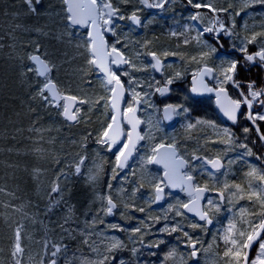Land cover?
<instances>
[{"label": "flooded vegetation", "instance_id": "flooded-vegetation-1", "mask_svg": "<svg viewBox=\"0 0 264 264\" xmlns=\"http://www.w3.org/2000/svg\"><path fill=\"white\" fill-rule=\"evenodd\" d=\"M46 2L54 6L55 12L59 10L60 5L58 0H46ZM149 2L155 3L156 0H149ZM194 2L212 3L216 8H226L229 4L233 5L229 9V13H217L216 15L228 26H231L233 20L235 21V35L228 37L224 36L223 33L220 34L222 37L221 43L224 46L218 47L216 53L205 58L208 66L215 67L222 60L240 58L242 54L238 51V47L241 45L244 36L249 35L252 31H260L264 27V7H255V10L257 8L259 10L254 17H245L243 11L238 16L230 15V13L240 11L241 4L239 0H194ZM117 6L126 18L124 20H114V31L116 34L113 35L111 32L105 33V40L109 45L115 44L121 50L124 57L130 61L129 64H123L122 67L117 68L115 65L111 67L114 72L120 75L121 81L124 83L126 89L125 97L120 105L121 111H123L127 103L133 102L132 93L129 89H134L135 92L140 93L142 102L135 105L137 108L136 116L141 121L137 130L145 136V139L137 143L136 149L128 158L126 166L122 170L116 169L115 171L119 172V175L124 172H130V174L136 175V165L144 163L148 170L152 171L155 175L156 182L154 187L151 184L148 188H144L145 190H149L150 199L148 196L141 197L140 192L135 193V205L139 209L143 208L146 210L147 202L150 201L151 208L162 210L171 203V210L174 213L172 216L173 226H179V228L183 229V231L177 230L173 232L172 237L166 243L168 244L167 251L169 252L174 248L175 255L170 257V260L167 259V262L164 259H157L153 264H223V230L227 227L230 219L234 217L238 218L239 210L242 206L248 208L252 206L247 199L229 197L228 191H234V189L225 191L226 199L223 201L220 200L219 192L224 190L226 183L229 185L236 183L246 185L247 177L245 173L249 170L250 166L264 170V143L259 141L251 122L245 119L244 115H240L238 122L233 124L221 112L216 103L215 93L192 91L193 87H198V85L193 83V74L196 73L195 78L199 79L198 70L203 65L193 61L191 58L195 56L199 60L200 53L202 51H208L204 47L205 41L208 45L217 47L213 33L204 32L202 36H199V33L204 29L202 27L206 28L212 25L214 14L204 8L199 10L192 8L187 4V0H170L163 9L147 8L139 3V0H130L129 3H121L117 0ZM198 11L201 13L199 19H190ZM133 12H136L140 18L141 23L139 25L127 19ZM58 19L60 18L58 17ZM201 21L207 23L205 24ZM87 31V28L79 27L72 30L74 33L73 36L78 35L81 42L86 37ZM172 33H176V35ZM194 37H199V39H194ZM118 39L120 43H116ZM152 39L153 41H151ZM185 40L190 42L185 44ZM146 43H150L152 46ZM259 46V44L249 45V50L255 52ZM82 51L85 55L83 59L85 66L83 65V67L92 68L95 72V77L90 81H95V85H102L103 74L98 69L87 64V53L83 48ZM149 52H155L161 61L159 70L152 67L155 61L148 55ZM165 53L169 54L166 56L164 55ZM77 70L78 73H81L80 67ZM59 72L63 76L65 71L61 70ZM177 73L180 74L179 77H177ZM213 75L218 76V73L214 72ZM70 78L69 81L72 84L82 85L84 82L83 79L78 77H73L71 80ZM250 78H256L255 71ZM130 79L132 81L131 84H129ZM168 79H173V83L170 85L166 84ZM203 79L204 83L209 87L216 85L217 81L210 77L206 76ZM53 81L55 82V80ZM87 84H92V82H88ZM146 85H149V88ZM165 86L168 88V91L163 95L156 91L157 88ZM225 87L228 89L230 96L239 98L238 91L231 84L225 85ZM102 92H105V96L107 94L108 96L111 95L104 88ZM168 105L176 106L177 112H171L170 118L165 119L163 110ZM259 110L258 106L253 109V111ZM247 111L246 107L241 108V113L246 115ZM101 113L104 118L101 127L104 129L110 122V117L114 112L109 105L108 110L106 107V110H103ZM196 121H204L205 123L196 124ZM189 124H195L196 126L194 128H188L187 126ZM123 127L126 132L130 130V126L127 124H124ZM244 127L252 128V131L245 134L243 132ZM224 128L230 129L234 134V143L229 144L225 142L227 138L223 136ZM261 132H264V124H261ZM124 142V138H121L120 142L114 145L111 150H108L106 146L108 158L105 160H108L113 167L116 162L115 157L118 149ZM161 142L165 144L175 142L178 148V155L187 161L185 167L181 169V174L187 172L194 177L193 183L195 185L200 187L207 186L208 191L203 193L200 199V205L201 209L209 210L210 217L213 221L212 224H206L205 221L198 219L196 215L184 209L181 205L189 203L192 199L188 191L182 189L181 186H176L174 190H171L164 180V172L166 169L161 164L147 162V158L152 154V147ZM241 143L248 144L254 155H244L245 149L237 146ZM256 156H261L262 159H257ZM194 157H200V159H194ZM214 159L221 161L222 167L219 170L213 169L210 164L206 163V161ZM82 173L79 175L85 177ZM93 175L96 178L94 181L97 182L94 187L77 180V191H68V193L71 194L70 196L77 195V200L80 205L79 211L83 210L85 206H91L90 208H86V212L93 213L97 217V222L93 225V236L88 238L91 241H95L99 247V253L93 254L91 258L100 259L103 247L98 240V231L102 229L103 225L114 223L118 216L117 212L121 201L120 199L118 201L112 198L117 204L112 214H106L100 211L102 204L106 202L101 199L94 200V198L100 196L104 181L98 177V174ZM157 184L163 189L162 202L160 204H155V185ZM261 187H264V185H261ZM83 189L87 193L82 194L81 191ZM104 194L106 192L102 195ZM20 195L23 196L22 194ZM127 198L129 205L132 207V191L129 190ZM209 200H212L214 204H219V212H216L214 208L209 206ZM99 201L100 205H96ZM8 209L19 210L20 206H12ZM128 211H131V209L128 208ZM177 212L182 213V215H177ZM30 213L29 208H25L23 212L17 213L15 216L16 227L12 225L8 237H2L0 233V264H14L12 251L15 230L17 228L21 230V245L24 249L20 257L22 264H41L42 260L46 261L47 249L44 247L45 241L53 240L50 234L47 235V232H45L42 238L36 239L34 237V233L31 232ZM101 215L103 216L104 223H99ZM125 216L130 217L129 214H125L122 211L121 218L116 223L119 226L117 230L122 229V222L124 224L122 240L125 246V252L119 255L133 260V264H149L148 253H163L166 244L158 248L146 247L148 244H156L152 240L154 232L149 235L146 231V224H144V221L147 222L146 214L145 216L143 215V218H140L138 223L137 228L141 229V233H136V237L133 239L132 232L136 228L131 226L130 220L124 219ZM194 223L201 227L192 228L191 224ZM184 232L189 233L193 239H199L201 241L197 245L199 253L196 258H192L189 255L191 249L187 246V238L184 237ZM141 234H143V244L140 243ZM115 235L117 234L115 233ZM214 237L216 238L215 240L213 239ZM133 249L137 251L133 253ZM82 251L78 261L84 257H88V250L85 246ZM117 256H115L114 260H117ZM114 260L110 261L114 262ZM123 264L130 263L123 262Z\"/></svg>", "mask_w": 264, "mask_h": 264}, {"label": "snow or ice", "instance_id": "snow-or-ice-1", "mask_svg": "<svg viewBox=\"0 0 264 264\" xmlns=\"http://www.w3.org/2000/svg\"><path fill=\"white\" fill-rule=\"evenodd\" d=\"M25 6L24 13L27 16L41 17L44 15L57 16L63 23L64 33L69 37L73 36V29L87 28L86 37L81 43L76 45L77 48H83L87 53V64L99 72L103 73L102 83L105 86L107 92L111 95L108 97H101L106 100L105 106L111 107L114 114L110 117V122L104 127L103 131L97 138V143L108 147L111 150L114 145L120 142L121 138H124V143L118 149L115 157V165L113 172L115 174L116 169H123L128 158L132 155V152L136 149L137 143L140 140L145 139L137 129L141 121L137 118L136 112L138 105L142 102L140 93L135 92L134 89H129L132 93V103H127L126 107L121 111V103L124 99L125 86L121 81L120 75L112 70V65L119 66L121 64H129L115 44L109 45L105 40V33L111 32L115 35L114 20H124L126 17L121 13V9L117 6V0H58L60 5L59 10L56 12H50L51 5L46 4V0H20ZM121 3H129L130 0H119ZM170 0H156L155 3H150L149 0H139V3L143 4L147 8H161L163 9ZM241 4L240 11L230 13V15L238 16L241 11L248 8H255L257 6L264 7V0H239ZM187 4L194 9H207L214 14V21L211 26L203 29L199 33L202 36L204 32L213 33L216 39L217 47L208 45L204 42V47L208 51H202L200 53V59L193 56L191 59L203 66L198 70L199 79H196V73H194L193 83L198 87H193V92H208L215 93L216 103L219 106L221 112L230 120L233 124L238 122L240 115H244L245 119L251 122V125L255 129L260 142L264 143V132H261V124H264V27L260 31H252L249 35L244 36L241 41V45L238 47V51L242 54L237 59H225L220 62L218 66H208L206 57L217 52L218 47H223L221 33L224 36L233 37L235 35V21L233 20L231 26H228L223 20L220 19L217 13H229V9L233 7L229 4L226 8H216L212 3H199L194 0H187ZM201 13L198 11L190 17L192 20H198ZM132 23L139 25L141 23L140 18L136 12H133L131 16L127 17ZM247 26V25H245ZM15 28H22L24 31H33L38 34L48 35L40 27L28 28L22 24H16ZM176 35V33H172ZM60 37L57 36V39ZM199 39V37H194ZM190 41L185 40L187 44ZM116 43H120L119 39ZM259 44L258 50L255 52L249 50V45ZM33 51L26 54V57L21 56L20 60L23 63L26 58L29 64L22 67V75L27 76L29 73H34L36 81L34 84L33 99L39 100L47 106H53L59 109V115H61L66 121L73 124L80 123L81 109L78 105L87 103L85 99L68 93H61L57 88L56 83L51 78V73L54 71L56 65L48 59L47 52H41V45L37 41H32L31 45ZM165 53L164 55H168ZM148 55L152 57L155 64L153 68L159 70L161 61L159 60L155 52H149ZM135 67V65H133ZM256 72V78H250L253 72ZM218 73V76L213 73ZM179 77V73L176 74ZM210 77L216 80L214 87H209L204 83V77ZM259 81V83H258ZM131 79L129 84H131ZM173 83V79H168L166 84ZM231 84L233 88L238 91L239 98H234L228 94V89L225 85ZM156 91L162 95L168 91V88L159 87ZM259 107V111H253L255 107ZM246 107L247 113H241V108ZM165 119L170 118L171 112H177V107L168 105L164 108ZM185 111H187L185 109ZM259 122V123H258ZM205 123L204 121H196V124ZM130 126V130L125 131L123 125ZM195 124H189L188 128H194ZM215 127V125H213ZM252 131V128L244 127L243 132L248 134ZM223 136L226 137V143H234V134L230 129H223ZM240 148L245 149L244 155H254L252 149L246 143L237 145ZM151 155L147 158L148 163L163 164L166 171L164 173L169 184L173 187L181 186L182 189L188 191L189 196L192 198L189 203H184L181 206L188 212H193L199 217L200 220L205 221L206 224H212V219L209 214V210H203L199 206V201L205 191H208L207 186L200 187L193 183L194 177L185 172L181 174L187 163L183 158L178 155V148L175 142L171 143H158L151 149ZM257 159H262L261 156H256ZM194 159H200V157H194ZM85 157H81L75 165H69L74 168L75 175L81 174V168L84 165ZM213 169L219 170L222 167L219 159L206 161ZM60 176L65 179L68 177V173L61 170ZM247 177V184H225L224 190L219 192L220 200L226 199L225 191L234 189V191H228L229 197H237L238 199H247L251 204V208L241 207L239 210L238 218L234 217L230 219L227 227L223 230L222 240L224 244L223 250V264H264V170L258 169L254 166H250L249 170L245 173ZM115 178V176L113 177ZM90 180H94L95 177H89ZM60 177H57V182L50 188L49 191V204L47 207L48 213L54 212L60 207L63 201V189L60 186ZM111 188V185H109ZM156 196L158 201L161 199V193L163 189L157 184L155 185ZM101 200L106 202L102 204L100 211L106 214H112L116 209L117 204L113 201L109 195L107 197H101ZM67 203V202H64ZM211 208H214L216 212H219V204H214L212 200L208 201ZM144 211V209H140ZM177 215L182 213L177 212ZM97 222V217H94L91 221L92 225ZM75 223L73 218V208L68 205L67 211L63 216V222L58 225L63 233L66 234L62 237L61 243H55L50 240L45 241L44 247L47 249V259L42 260L41 264H73L76 257L68 256L69 245L63 243V239L75 240L77 235L81 237L79 243L87 246L91 252L99 253V247L95 241L89 240L91 233H86L85 230L79 227H72ZM99 223H104L101 219ZM87 224V222H86ZM113 229H119L118 225H110ZM192 228L201 227L198 224H191ZM122 230V229H121ZM177 230L183 231L179 226H174L170 229L165 227V232H175ZM141 233L140 228L133 230V234ZM184 237L187 238V246L191 249L189 255L192 258H196L199 253L198 244L201 243L199 239H193L189 233L184 232ZM216 239L215 237L213 238ZM140 243L143 244V234L140 237ZM163 241L158 244H148L146 247H159ZM255 246V247H254ZM124 247L122 241L113 238L112 242L108 245L106 251L110 254L121 250ZM137 250L133 249V253ZM24 249L21 245V230L17 228L15 230V239L13 244L12 256L14 258V264H22L20 257L22 256ZM150 255H156V253H150ZM175 255V249L167 253L165 260ZM115 255H103L100 259H93L84 257L80 259V264H107L110 260H114ZM123 264V262H121Z\"/></svg>", "mask_w": 264, "mask_h": 264}, {"label": "rangeland", "instance_id": "rangeland-1", "mask_svg": "<svg viewBox=\"0 0 264 264\" xmlns=\"http://www.w3.org/2000/svg\"><path fill=\"white\" fill-rule=\"evenodd\" d=\"M46 4L51 5L49 11L54 13V6L51 3L46 2ZM24 7L20 1L0 0V60L11 59L14 62H9L7 65V67L16 68V73L12 78L25 85V94L31 93L37 78L34 73H29L27 76L22 75V67L29 64V62L25 58L22 63L20 57H26L27 53L32 52L33 47L29 45L32 41H37L41 45V52H47L48 59L56 65L51 73V78L55 80L60 92L77 95L88 102L78 105L81 109V122L76 124L66 122L58 114L59 109L50 105L46 107L44 103L42 110L34 114L35 116L30 122H27L28 120L24 121L22 115H16V118H7L5 122L8 126H2L0 120V233L2 237L9 236L12 225L16 227L15 216L17 213L29 208L31 212L29 214L31 232L34 233V237L36 239L42 238L47 232L53 242L61 243L62 237H65L66 234L62 232L58 225L63 222V216L68 205L73 208L75 223L72 224V227H79L85 230L86 233L90 232L89 237H92L93 225L91 218H94L95 214L86 212V208L91 206H85L83 210L79 211L80 205L77 195L70 196L71 194L68 191H77V180L94 187L97 182L90 180L89 177H95L93 174H98V177L104 182L102 183L100 196L95 197L94 200H100L101 197L110 195L113 199H120L121 201L117 212L118 216L114 223L105 224L98 231V240L103 247L102 256H117L125 252V246L113 254L106 251L113 238L119 239L123 243V222L121 223L122 230L109 227L119 222L122 211L130 215L129 218L125 216L124 219L130 220L133 228L138 227L140 218H143L146 214L147 222L144 221V224H146L147 233L150 235L154 232L152 238L154 243L158 244L162 240L163 243L160 246L166 244L168 239L172 237L173 232L169 234L163 229L167 227L170 231L174 227L172 222L174 213L171 210V203L162 210H156L150 207L151 203L148 201L147 209L144 211H140L143 208L139 209L134 203L136 192H140L141 197L148 196L150 199L149 190L145 189L151 184L154 187L155 175L148 170L144 163L136 165V175L130 174V172L119 175L120 173L117 171L114 174V167L108 160H105L108 158L106 146L97 143V138L103 131L101 124L104 118L101 112L106 110V100L101 99V97H108V94L105 96V92H102L103 88L105 90L104 84L95 85V81H90L95 77L93 69L83 67L85 55L82 48L76 47L78 43H81L80 38L78 35L69 37L63 34V23L57 16H27L24 13ZM258 10V8L257 10L248 8L243 13L245 17H254ZM202 23L206 24L207 22ZM16 24H22L28 28L40 27L48 32V35L33 31L26 32L22 28L17 29L15 28ZM201 25L203 26V24ZM20 35L25 36L20 39ZM57 36L60 38L57 39ZM146 44L152 46L150 43ZM79 67L81 73H78L77 69ZM61 70L65 71L63 76L59 72ZM70 77H78L83 79L84 82L82 85L72 84L69 81ZM1 78L3 77L1 76ZM88 82H92V84H87ZM146 87L149 88V85H146ZM81 157H85L84 165L81 168V173L83 172L82 174L85 177L76 176L73 174L74 168L69 167V165H75ZM61 170L68 173L67 179L60 176ZM58 176L60 177V186L63 189V201L59 208L46 215L49 204V191L57 182ZM114 176L115 178H113ZM109 185H111V188H109ZM129 190L133 192L132 207L129 205L127 198ZM104 192L106 194L102 195ZM81 193L85 194L87 191L83 189ZM16 205L20 206L19 210L8 209ZM96 205H100V201ZM128 208L131 211H128ZM101 219L103 220L102 215L100 216ZM132 237L134 239L135 234ZM80 239L79 235L75 240L63 239V243L69 245L68 256L73 257L74 255L76 257L73 264H80V260L78 261L79 255L84 249V245L79 243ZM89 240L91 242V239ZM85 247L88 250V258H91L96 252H91L87 246ZM167 247L168 244H166L163 253H157L153 256L149 252V264L155 263L157 259L165 260L168 252ZM165 261L167 262V260ZM121 262L133 264V260L122 255L117 256V260H114V262L109 261L107 264H121Z\"/></svg>", "mask_w": 264, "mask_h": 264}, {"label": "trees", "instance_id": "trees-1", "mask_svg": "<svg viewBox=\"0 0 264 264\" xmlns=\"http://www.w3.org/2000/svg\"><path fill=\"white\" fill-rule=\"evenodd\" d=\"M15 1L19 2L20 0ZM24 36L20 35L19 37L23 39ZM9 62L13 61L11 59L0 60V120L2 126H8L5 120L9 117L16 118V115H22L24 121L30 122L34 118V114L41 111L43 106V102L32 98L34 88L31 89V93L25 94V85L12 78L16 73V68L7 67ZM31 83L33 84L32 80ZM8 141L13 142L12 140Z\"/></svg>", "mask_w": 264, "mask_h": 264}, {"label": "water", "instance_id": "water-1", "mask_svg": "<svg viewBox=\"0 0 264 264\" xmlns=\"http://www.w3.org/2000/svg\"><path fill=\"white\" fill-rule=\"evenodd\" d=\"M116 66V65H115ZM123 66V64H121V65H119V66H116L117 68L118 67H122ZM101 74H103V73H101ZM158 93H160V92H158ZM212 94H214V93H212ZM124 97H125V94H124ZM63 118V117H62ZM64 119V118H63ZM65 120V119H64ZM66 121V120H65ZM66 122H68V123H71V122H69V121H66ZM161 166L162 167H164V165L163 164H161ZM165 168V167H164ZM166 171V170H165ZM165 173V172H164ZM164 180H165V182L167 183V186L171 189V190H174L175 189V187H173V186H171L170 184H169V182H168V180H167V178L165 177V175H164ZM162 202V193H161V199L160 200H156L155 199V204H160ZM199 206H200V208H201V205H200V201H199ZM191 214H193V215H195V213H193V212H190ZM197 216V215H196ZM197 218L199 219V217L197 216Z\"/></svg>", "mask_w": 264, "mask_h": 264}]
</instances>
